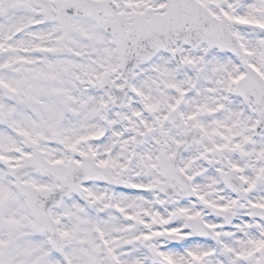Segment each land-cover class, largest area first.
Segmentation results:
<instances>
[{
    "label": "snow or ice",
    "instance_id": "1",
    "mask_svg": "<svg viewBox=\"0 0 264 264\" xmlns=\"http://www.w3.org/2000/svg\"><path fill=\"white\" fill-rule=\"evenodd\" d=\"M0 264H264V0H0Z\"/></svg>",
    "mask_w": 264,
    "mask_h": 264
}]
</instances>
